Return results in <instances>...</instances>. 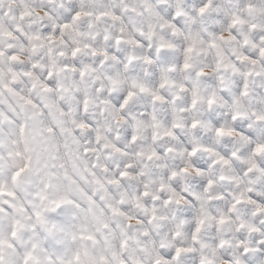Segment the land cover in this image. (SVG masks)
<instances>
[{
  "label": "snow or ice",
  "instance_id": "6c2138e0",
  "mask_svg": "<svg viewBox=\"0 0 264 264\" xmlns=\"http://www.w3.org/2000/svg\"><path fill=\"white\" fill-rule=\"evenodd\" d=\"M0 264H264V0H0Z\"/></svg>",
  "mask_w": 264,
  "mask_h": 264
}]
</instances>
